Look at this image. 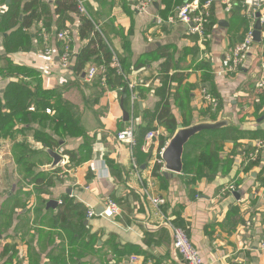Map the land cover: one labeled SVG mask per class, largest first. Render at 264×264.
Here are the masks:
<instances>
[{
	"label": "crops",
	"instance_id": "obj_1",
	"mask_svg": "<svg viewBox=\"0 0 264 264\" xmlns=\"http://www.w3.org/2000/svg\"><path fill=\"white\" fill-rule=\"evenodd\" d=\"M11 1L0 0V22ZM41 1L52 9L53 0ZM82 1L101 25L110 27L114 50L129 65L127 83L134 84L136 97H129L125 107L121 89H109L101 83L100 89L95 88L92 84L99 76L90 82L84 80L89 66L80 76L70 68L62 69L52 34L53 62L47 63L39 36L40 23L29 29L32 49L15 52L8 58L15 66L37 72L46 88L62 89L63 98L79 109L80 127L91 144V157L72 166L62 152L77 151L86 141L82 137L66 138L59 141L60 149H49L61 155L58 167L50 171L51 158L46 149L44 155L36 156L42 147L31 134L17 135L14 141L0 139V162L5 166V180L1 178L0 183V248L4 254L0 264H184L173 250L172 233L164 223L184 229L206 264H264V253L259 249L264 237V164L244 162L253 143L264 140L260 137L264 136L260 45L252 47L237 73L224 72V56L241 40L244 23L248 25L246 18L240 12L235 16L226 13L220 0H212V22L207 26L205 40L199 42L197 36L186 33L184 25L165 24L176 9L174 0L168 10L175 9L165 19V6L157 0H152V7L144 14L134 10L136 0ZM78 24L75 17L69 26L74 55L85 44L78 38ZM10 32L0 27V69L5 65L4 42ZM137 62L142 64L134 69ZM163 76L171 78L166 81L171 93L168 102L178 121L184 116L192 124L231 115L234 127L217 131L236 128L251 134L237 141L229 135L225 136L227 140L216 141L222 142L223 151L219 152L222 162L214 175L204 170L199 176L196 171L184 173L183 169L180 174L164 169L154 175V161L171 137L155 120L149 131H158V138L146 151L142 150L143 144L133 152L138 177L130 174L126 146L116 148L115 135L119 131L131 123L135 127L147 125V115L160 101L161 93L156 90ZM13 80L0 77V92ZM203 90L215 100L216 107L205 102ZM20 143L27 144L35 154L33 161L39 169L34 174L52 178L45 192L19 175L12 150ZM141 155L145 158L141 159ZM64 171L69 172L62 174ZM229 184L234 185V190L219 198L220 190ZM92 186L98 201L92 206L84 205L76 192L91 190ZM145 191L164 199L165 204L156 209ZM104 198L118 205L121 213L105 222L98 220L100 216L88 219V208L103 210ZM93 220L96 222L91 224Z\"/></svg>",
	"mask_w": 264,
	"mask_h": 264
},
{
	"label": "trees",
	"instance_id": "obj_2",
	"mask_svg": "<svg viewBox=\"0 0 264 264\" xmlns=\"http://www.w3.org/2000/svg\"><path fill=\"white\" fill-rule=\"evenodd\" d=\"M157 2L165 6L164 12L166 15L163 14L165 19L175 8L181 6L184 0H174L173 3L176 4V7L171 12L168 10L172 6L171 0H157ZM241 3L242 0L235 1L231 15L239 14ZM85 7L89 18L78 12L76 0H53L52 9L50 4L43 3L41 0H12L0 22L1 28H5L6 31H12L4 42L5 57L3 60L5 65L0 69V77L14 79L0 92V139L14 141L17 135L25 136L26 134H31L33 141L41 144L42 147L35 154L36 156H42L44 155V149H60L59 141H63L66 138L82 137L86 142L77 151L62 152L64 156L70 159L74 167L84 163L91 157V144L88 143L85 132L80 127L79 109L63 98L62 89L46 88L37 72L27 67L13 65L8 57L15 52H26L32 49V34L28 32L32 26L42 23L50 34L54 28L56 33L68 31L71 35L72 31L69 26L73 24L75 17H77L79 21L77 26L78 38L85 44L79 53L71 59L70 69L75 75L80 76L87 66H104L107 88L121 89L120 94L123 96V106L126 107L130 97L126 76V74L130 73L129 65L124 64V60L114 50L110 38V27L101 25L91 9L87 6ZM213 8L214 5L211 7L209 25L212 22ZM21 11L23 13L22 16H20ZM95 26H99V30H96ZM246 31L247 25L244 23L242 38L238 43L243 40ZM33 35L36 37L35 33ZM52 40L55 42L57 50L61 53L63 42L57 40L56 36ZM114 54L124 76L118 75L112 66ZM141 64L137 62L134 69L140 68ZM170 80L171 78L168 79L166 76L159 78V85H161H158L156 91L161 93L160 101L154 112L147 115L149 116L146 117L149 121L145 120L147 125L143 127H137L136 125L135 127L136 148L138 149L144 144L145 133L152 129L151 121L155 120L167 137L173 135L179 124L187 126L191 123L184 120V116L178 121L171 113L168 102L171 93L170 88H166L167 82ZM99 83H101L100 76L95 78L92 86L100 89ZM166 90L167 95L164 96ZM82 93L85 94V90H82ZM46 111L51 112V115H47ZM207 114H209L208 110ZM247 135L251 134L236 128L201 132L184 147L182 156L184 173L196 171L200 176L204 173V170H207L209 174L214 175L218 165L222 162V159L219 158V152L223 151L222 142L216 141H224L228 137L237 141L241 138L244 139L243 137ZM253 137L258 136L255 135ZM260 137L262 139L264 136ZM200 148H203L201 153L196 155V151ZM12 152L14 164L18 168L19 175L34 186H41L42 191L45 192V188L52 184V178L50 176L47 177L43 173L34 174L39 169L33 161L35 159L34 152H31L25 143L15 144ZM144 158L141 155V159ZM158 169V167H155L154 175H156ZM3 256V250L0 248V258L2 259Z\"/></svg>",
	"mask_w": 264,
	"mask_h": 264
},
{
	"label": "built area",
	"instance_id": "obj_3",
	"mask_svg": "<svg viewBox=\"0 0 264 264\" xmlns=\"http://www.w3.org/2000/svg\"><path fill=\"white\" fill-rule=\"evenodd\" d=\"M235 1L236 0H220V3L223 6L224 11L226 13H229L234 7ZM76 4L78 12L89 18L84 2L82 0H76ZM152 5V0H136L134 4V10L139 14H144L152 7ZM211 5L212 0H187L181 6L175 9L173 14L165 20V24L170 26L178 24L184 25L186 27V33L188 35L197 36L199 42H203L206 38V28L210 23ZM239 12L247 20V31L243 40L240 43L235 44L226 52L224 56V72L227 74L237 73L242 65L245 56L250 52L252 47L256 45V43L253 42L252 38L253 28L256 22H259L260 25L261 38V42L259 43V45L261 48L262 59L259 66L261 71L264 72V0H242ZM95 28L96 30H98L97 26H95ZM39 30V36L42 37L44 44L43 53L45 60L47 63H52L53 51L50 46L52 37H50V33L42 25V23L39 24ZM55 36L57 40L63 42L64 44L61 53L58 56V64L62 69L68 70L70 68V61L74 56V52L71 47V35L68 31H61L58 32ZM112 66L115 68L118 75L124 76L120 64L115 56H113ZM96 76H100L101 84L106 85L104 66H89L86 73L84 74V80L90 82ZM127 86L130 91V99L134 100L136 97V94L134 93V84L128 83ZM260 86L262 87V89H264V79L261 80ZM202 93L206 103L212 105L213 107L217 106L215 100L206 90H203ZM158 135V131L147 132L144 136V145L142 146V150L146 151L147 149H149L150 145H152L153 143V140H156L158 138ZM115 140L116 148L119 146H126L131 162L130 174L138 177L139 166L135 161L133 153L137 145L135 125L131 123L125 129L119 131L115 135ZM116 151L119 152L120 149H116ZM65 162H63V165ZM244 162L245 164L257 162H261L264 164V140H256L253 143L252 151L245 154ZM154 163L159 168L158 172L164 171V163L160 157L155 159ZM67 172L69 171H64L62 174ZM233 190L234 185L229 184L228 186L220 190L218 197L222 198L227 194V192ZM146 196L156 209L165 204V200L162 198L153 197L148 195L147 193ZM102 201L103 210L100 214V217L110 219L118 216L121 213L118 205H116L109 198H104L102 199ZM95 216V211L92 208H88L87 218L90 219ZM164 225H166L171 230L173 250L181 257L184 264H206L200 257L198 251L191 244L188 234L184 229L174 227L169 223H164ZM259 249L262 253H264V237L260 242Z\"/></svg>",
	"mask_w": 264,
	"mask_h": 264
},
{
	"label": "water",
	"instance_id": "obj_4",
	"mask_svg": "<svg viewBox=\"0 0 264 264\" xmlns=\"http://www.w3.org/2000/svg\"><path fill=\"white\" fill-rule=\"evenodd\" d=\"M219 1V0H213ZM52 36L56 35L55 30H52ZM253 42L259 44L260 38V25L256 22L253 28ZM86 71H84L85 73ZM84 76V74H83ZM124 120L127 121V113H123ZM234 121L231 115H222L217 120H202L194 122L188 126L178 125L173 135L168 139L167 145L161 153V160L164 163V169L173 174H180L183 169L182 156L185 145L196 135L203 131L219 130L222 128L234 127ZM51 158V164L48 170H55L61 162V155L55 151L45 150ZM52 202H49V204ZM97 217L102 212L101 207L94 209Z\"/></svg>",
	"mask_w": 264,
	"mask_h": 264
},
{
	"label": "rangeland",
	"instance_id": "obj_5",
	"mask_svg": "<svg viewBox=\"0 0 264 264\" xmlns=\"http://www.w3.org/2000/svg\"><path fill=\"white\" fill-rule=\"evenodd\" d=\"M2 153V152H1ZM2 158H4V156H2ZM5 166L4 164L2 163V161L0 162V183H1V178L4 179V173H5V170H4ZM92 186L91 187V190H88V191H77L76 194H77V197L80 199V201L84 204V205H94L97 203L98 201V197H96V188ZM111 219V218H110ZM110 219H105L103 217H100L98 220H101V222H105L104 220H110ZM97 220V221H98ZM103 220V221H102ZM96 220H93L91 221V224L95 223ZM100 221H98L99 223ZM100 222V223H101Z\"/></svg>",
	"mask_w": 264,
	"mask_h": 264
},
{
	"label": "flooded vegetation",
	"instance_id": "obj_6",
	"mask_svg": "<svg viewBox=\"0 0 264 264\" xmlns=\"http://www.w3.org/2000/svg\"><path fill=\"white\" fill-rule=\"evenodd\" d=\"M1 158V157H0Z\"/></svg>",
	"mask_w": 264,
	"mask_h": 264
}]
</instances>
